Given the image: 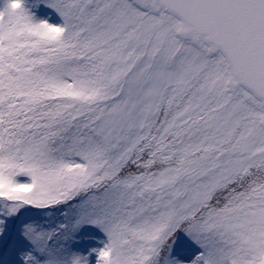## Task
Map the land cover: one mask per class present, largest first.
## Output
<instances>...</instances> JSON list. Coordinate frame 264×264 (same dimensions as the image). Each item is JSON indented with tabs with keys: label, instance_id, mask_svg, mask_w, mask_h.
I'll return each mask as SVG.
<instances>
[{
	"label": "snow or ice",
	"instance_id": "6c2138e0",
	"mask_svg": "<svg viewBox=\"0 0 264 264\" xmlns=\"http://www.w3.org/2000/svg\"><path fill=\"white\" fill-rule=\"evenodd\" d=\"M0 264H264V0H0Z\"/></svg>",
	"mask_w": 264,
	"mask_h": 264
}]
</instances>
